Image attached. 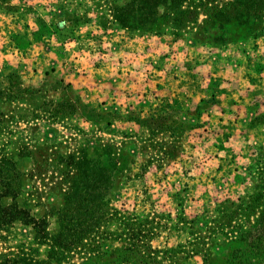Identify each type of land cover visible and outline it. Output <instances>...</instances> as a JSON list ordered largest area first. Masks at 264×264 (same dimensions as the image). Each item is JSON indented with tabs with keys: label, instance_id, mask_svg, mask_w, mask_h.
Listing matches in <instances>:
<instances>
[{
	"label": "rangeland",
	"instance_id": "1",
	"mask_svg": "<svg viewBox=\"0 0 264 264\" xmlns=\"http://www.w3.org/2000/svg\"><path fill=\"white\" fill-rule=\"evenodd\" d=\"M173 1L154 9L152 3L143 7V0H0V16L29 15L38 19V29L46 24L43 30L65 22L80 43H91L99 55L104 43L134 35L147 37L164 52L168 46L242 50L246 43H264V10L249 11L247 0H182L176 8ZM2 59L0 55V89L12 83L4 78L8 71ZM27 79L25 75V85ZM32 79L37 86L43 83ZM49 100L40 109L35 98L36 104L27 106L0 96V162L5 171L8 163L15 165L21 185L17 200L4 202L17 204L28 221L44 222L36 229L18 221L0 232V257L20 251L34 262L49 261L48 238L66 228L71 235L73 228L82 232L89 227L73 207L83 204L85 190L94 188L90 204H104L99 224L85 234L81 246L53 254L52 264L264 263V223L237 239L230 237L233 226L228 225L259 209L263 196L252 199L246 210L218 206L227 199L237 203L256 185L257 175L264 176V150L258 149L238 173L222 177L214 175L216 166L206 160L205 144L138 143L127 130L118 131L114 121L94 126L80 112L54 120ZM76 187L80 191L74 197ZM248 221L247 226L253 224Z\"/></svg>",
	"mask_w": 264,
	"mask_h": 264
},
{
	"label": "crops",
	"instance_id": "2",
	"mask_svg": "<svg viewBox=\"0 0 264 264\" xmlns=\"http://www.w3.org/2000/svg\"><path fill=\"white\" fill-rule=\"evenodd\" d=\"M17 16H0L4 64L20 68L30 84L50 75L70 85L84 105L113 112L115 128L138 143L205 144L206 160L222 177L264 150V43L242 50L168 46L164 52L134 35L104 43L99 55L79 35L58 31L69 29L65 22L35 37L38 19Z\"/></svg>",
	"mask_w": 264,
	"mask_h": 264
},
{
	"label": "trees",
	"instance_id": "3",
	"mask_svg": "<svg viewBox=\"0 0 264 264\" xmlns=\"http://www.w3.org/2000/svg\"><path fill=\"white\" fill-rule=\"evenodd\" d=\"M181 1L182 0H176L174 2L175 6L173 5L172 7L176 8V3H179L177 5V7H179ZM151 3L153 4L154 9H156L158 8V6L166 4V0H161V2L157 0H143V7H145L146 5L150 7ZM246 8H248L249 11L253 12L262 11L264 10V0H260L257 3L256 0H247ZM143 16L144 19H142V23L146 22L147 20L145 15ZM147 22L150 23L151 19ZM44 24L45 23L43 22V25ZM43 25L42 29H38L37 33L35 34V37H39L41 34H47L51 32V25L49 26L51 28L49 30H43ZM56 28L58 31L60 30L63 35H69L71 33L69 29H66L65 31L63 28ZM20 40H23V42H25L24 40H26V37L23 36ZM5 69L6 71H8V73L6 74V76H4V78H8L9 81H12V83L9 82L8 88L2 86V88L0 89V96L7 95L8 97H12V102L19 101L18 103L29 106L31 104H36L34 101L35 98L36 100H40V109H43V104H46L45 102L47 101V98H50L48 102H50L49 104L51 106L52 113L51 116L52 118H54V120L63 119L62 115L65 113L67 115H74L80 112L82 114L80 115V117L84 118L86 121L90 122L94 126L111 124V122L113 121V118H108L107 114L99 111L97 108H92L91 106L84 105L79 96L72 95L73 93L70 85H66L64 84V82H61L59 80H54L49 74L48 79H46L39 86L34 84L25 85V76L22 74L20 68H14L9 65H5ZM14 81L17 82L18 86L13 85ZM34 109L36 108L34 107ZM129 160L133 162V158ZM8 164L7 165L9 167L7 166V170L5 171V164L3 162H0V232L9 231V229L13 227V224L18 221L23 223H33V225L36 226V229H38V227L42 228L41 225L44 222L38 223V221H36L35 219H31L28 221L29 216L26 215V212L20 207H18L17 204H6L4 202V200L9 197H12L14 201L17 200L21 192L20 176L18 174V171L15 168L14 164ZM106 178L108 179V176H106ZM256 181L257 183L256 185H254L253 189L248 190L244 196L238 199L237 203L234 200L227 199L223 203H218V206L225 207L229 205V207L236 206L244 208L246 210L248 209V207H250L251 200L255 197L263 196L262 199H264V176L260 177V174H258ZM110 189L111 187H109V191ZM75 191H80V187H76L74 189V192L72 193L74 197H77ZM85 191L86 192L84 194H81L85 198V200L81 201L83 204L73 207L74 214H78L81 219H84L81 222H86L85 224L89 225L88 228L82 230L83 233L80 232L77 228H73L71 235H69V228H66L64 231L58 233V236H52L50 238L47 237L48 245L51 246L50 255L48 257L49 261L34 262L33 259L20 256L19 251L18 253H10L9 255H3L2 257H0V264H52V262L55 261V256H53V254L59 255L61 254L60 251L62 250L64 252L66 250H69L70 248H74V246H81V244L85 241V234L88 231L92 230L94 226L99 224L98 215L102 211L101 209L104 208V204L102 203L100 204V206L98 204L96 208H94V206L90 204V199L93 198L91 193H94L96 191L94 188H90ZM109 191L107 190V192ZM248 218L253 220L252 225L247 226L245 224L249 223ZM261 223H264V202L261 203V205H259V209L255 210L254 212H246L245 215H241L236 219H230L228 225L231 224L233 228L230 230L229 235L231 238L236 239L239 237H243L245 233L246 235H248L250 231H252V229L257 227ZM124 224L130 225L128 222H124ZM81 226H83V224H81ZM81 229L83 228L81 227ZM132 229L133 231L141 230L135 228ZM41 232L42 230L40 229V233ZM131 239L135 240L139 239V237L133 236L131 237Z\"/></svg>",
	"mask_w": 264,
	"mask_h": 264
}]
</instances>
